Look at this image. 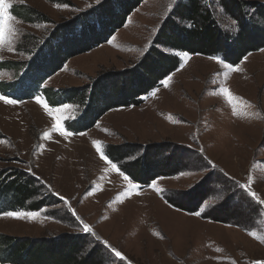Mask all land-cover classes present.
Masks as SVG:
<instances>
[{
    "label": "rangeland",
    "instance_id": "1",
    "mask_svg": "<svg viewBox=\"0 0 264 264\" xmlns=\"http://www.w3.org/2000/svg\"><path fill=\"white\" fill-rule=\"evenodd\" d=\"M102 1L10 0L9 12L15 19L9 23L17 31L11 43L0 46V95L18 103L0 100V186L18 172L32 178L39 190L31 200H45L46 205L31 210L40 213L35 219L0 216V234L44 240L83 233L89 238L84 253L98 245L93 253L101 252L100 264L264 262V206L239 186L251 176L250 190L264 200V48L231 68L213 57L176 52L180 64L169 75L167 87L161 83L140 104L107 110L87 128L95 121L94 113L88 117L82 99H64V91L94 82V89H102L96 82L104 76L134 67L179 0H140L106 42L60 64L54 56L53 70L48 71L44 61L43 72L31 67L20 75L21 65L34 60L37 48L59 23L94 14ZM212 5L220 9L216 0ZM29 10L39 16L29 18ZM219 14L222 18V11ZM221 26L236 29L230 17L223 16ZM62 43L61 50L66 46ZM20 76L18 86L10 83L18 84ZM128 79L126 75L129 85ZM114 81L113 91L120 80ZM37 95L42 103L36 102ZM43 103L72 107L49 115ZM58 117H64L60 123L71 135L53 130ZM94 140L102 142L113 163L111 150L123 157L118 164L126 162L125 167L146 147L153 157L148 164L144 160L145 177L158 168L167 173L153 180L156 188L151 187L153 181L147 185L134 181L117 163L118 170L101 159ZM127 152L131 154L124 156ZM130 183L138 187L130 189ZM193 188L197 190L186 194ZM169 195L184 207L196 206L200 215L209 212L229 222L177 209L166 202ZM9 199L0 197V212L28 211ZM84 224L92 232L83 231Z\"/></svg>",
    "mask_w": 264,
    "mask_h": 264
},
{
    "label": "trees",
    "instance_id": "2",
    "mask_svg": "<svg viewBox=\"0 0 264 264\" xmlns=\"http://www.w3.org/2000/svg\"><path fill=\"white\" fill-rule=\"evenodd\" d=\"M113 1L116 3L113 7L108 0H103L93 9L96 10L94 14L92 12V15L89 14L90 16L87 17L86 13H82L71 20L59 23L50 37L48 36L49 38L37 48L34 60L26 61L21 65L23 73L20 75H24L26 70L31 67L32 70L43 72L44 65L49 67V71L56 63V58L59 59L60 64L62 59L81 54L106 42L109 35L120 23L125 21L140 0ZM216 2L219 10L214 9L212 0L211 3L208 0H179L163 20L152 38L151 44L134 67L119 72V74L114 73L110 77L109 75L104 76L96 82L97 85L102 84V89H94V82L84 88L66 90L62 96L64 99H70L71 102L82 99L88 117L93 113L95 115L93 116L94 123L89 122L90 124L87 126V128H91L107 110L116 106L140 104L144 101L145 96L161 86L162 80L175 71L180 64V58L176 52L218 57L233 66L240 63L252 51L264 48V2L257 0H216ZM250 10L252 11L250 12ZM220 11L224 17H230L235 22L236 29L230 31L222 28L223 16L219 17ZM29 12L31 13L28 14L29 18L32 16L34 18V15L39 16L33 10H29ZM22 18L28 19L24 15ZM40 18L42 17L38 19ZM89 20H92L95 25L89 24ZM258 20H262L263 23L258 24ZM62 42L66 44L63 50L59 46ZM36 60H38L37 63H35ZM44 61L49 64L43 65ZM126 75L129 77V85L125 81ZM116 79L120 81L117 89L113 91ZM20 81L21 76L17 80L18 84H15L14 81L10 83L18 86ZM117 90L119 93L114 94L113 92ZM81 127L83 126L78 128ZM141 149V154L128 160L127 167H125L126 162L124 166L118 164L121 163L120 160L123 157L119 159L118 155H113L110 148L109 151L114 156V161L125 170L132 180L147 185L155 178L167 173V169L158 168V172L157 170L152 171V176L147 179L142 173V171H146L144 160L146 159V163L150 162L153 156L149 157L150 150L148 148V150L146 147ZM125 154L127 155L124 156H128L131 153ZM139 162H141L140 166ZM133 168L137 169V172L132 171ZM6 175L8 173L4 174L2 178ZM4 182L0 186V197H9L10 203L23 205L28 208V211L38 210L46 205L45 200H31L39 191L32 178L19 175L16 172L7 176ZM195 190L197 189L193 188L186 194H192ZM241 195L245 197L244 192H241ZM166 202L188 213L198 211L196 206L184 207L185 205L170 195L166 197ZM200 217L216 222H229L225 219L218 220V216H212L209 212H203ZM88 243L89 238L83 233H66L44 240L0 234V264L102 263L101 252L93 253L98 245H94L89 252L84 253V247Z\"/></svg>",
    "mask_w": 264,
    "mask_h": 264
},
{
    "label": "snow or ice",
    "instance_id": "3",
    "mask_svg": "<svg viewBox=\"0 0 264 264\" xmlns=\"http://www.w3.org/2000/svg\"><path fill=\"white\" fill-rule=\"evenodd\" d=\"M97 2H99V0H97ZM11 3L10 0H0V46H2L6 41L8 43H11V39L14 33H16L17 29L11 24L9 23L10 21L14 20L15 18L10 14L9 9L11 7ZM59 7V5H57ZM12 49L9 48V51H11ZM187 55V54H185ZM212 59H216L218 60V62L223 63L222 60H220V58L218 57H213ZM227 68H231V65H224ZM171 80V77L169 76L166 80L162 81V84L167 87L169 81ZM223 91H227L226 89H224ZM0 100H3L5 103L8 104H16L18 103V101H16L15 99H9L6 96L0 95ZM35 100L37 103H42L41 101V97L39 95H37L35 97ZM72 107L71 105L68 104H64L62 107H57V108H51L49 107V105L47 103H43V108L44 110L49 114L52 115V113L55 112H61L63 109H67ZM235 109V106H234ZM64 117H58L57 118V122L52 126L53 130L59 131L60 134L62 136H67V135H71V133H66L63 129L62 124L60 123V120L63 119ZM68 118H74V117H68ZM44 135L46 137L49 136L48 132H45ZM93 146L95 147L96 151L98 153H100V157L101 159L105 160L107 163H109L112 167V169H117V164L113 163L112 160L109 159V157L107 155H105L104 151L102 150L101 144L102 142L99 140H94L93 142ZM108 169H105V171H107ZM118 170V169H117ZM121 175H124L123 173H121ZM124 179L128 180L129 177L124 175ZM252 177L249 176L248 178V183L246 184H242L239 185L240 188L244 189L245 191L248 192V195L255 199L256 202L261 205L264 206V200H261L258 196L257 193L254 191L250 190V185L252 184ZM130 189L131 188H137L138 185L136 184H131L129 185ZM151 187L156 188V183L155 181L152 182ZM157 191H162V189H157ZM40 215V213L38 211H5V212H0V216H7V217H12V218H16V219H35L36 217H38ZM196 215H200L199 212L196 213ZM83 231L85 232H92V229L89 225L84 224L83 225ZM250 235H255V232H250ZM107 243V242H105ZM112 251L114 252L116 257H120L121 259H123L121 253L119 251H117L116 249H112ZM256 264H264V262H260L257 261Z\"/></svg>",
    "mask_w": 264,
    "mask_h": 264
}]
</instances>
